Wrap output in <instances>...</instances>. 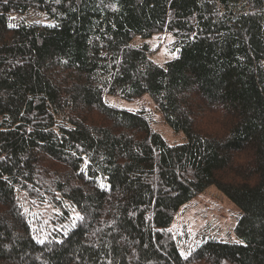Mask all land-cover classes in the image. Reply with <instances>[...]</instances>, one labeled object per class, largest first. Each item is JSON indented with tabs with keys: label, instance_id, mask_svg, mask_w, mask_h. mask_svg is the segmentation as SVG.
<instances>
[{
	"label": "trees",
	"instance_id": "obj_1",
	"mask_svg": "<svg viewBox=\"0 0 264 264\" xmlns=\"http://www.w3.org/2000/svg\"><path fill=\"white\" fill-rule=\"evenodd\" d=\"M162 32L157 64L132 41ZM209 186L237 239L184 254L170 225ZM0 264H264V0H0Z\"/></svg>",
	"mask_w": 264,
	"mask_h": 264
},
{
	"label": "rangeland",
	"instance_id": "obj_2",
	"mask_svg": "<svg viewBox=\"0 0 264 264\" xmlns=\"http://www.w3.org/2000/svg\"><path fill=\"white\" fill-rule=\"evenodd\" d=\"M23 18L28 22L41 23L45 21V17L34 12L26 14ZM173 42V35L167 32L157 33L146 39L137 36L132 41L135 45L147 44L152 51L150 58L157 64H164L175 56V53L171 52ZM104 101L129 110H136L140 107L147 109L152 119V128L168 144H179L185 139L183 133L173 132L164 122L152 98L148 95L133 101L122 99L119 96L106 95ZM18 201L22 211L29 217L33 226H36L40 217L49 216L53 212V209L47 204H31L23 193L18 194ZM77 216L78 213H72L73 220ZM239 217L240 210L238 207L215 186H209L178 210L170 228L179 236L190 241L181 246L183 253L188 254L201 236L223 241L236 240L235 227Z\"/></svg>",
	"mask_w": 264,
	"mask_h": 264
}]
</instances>
